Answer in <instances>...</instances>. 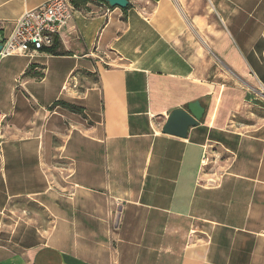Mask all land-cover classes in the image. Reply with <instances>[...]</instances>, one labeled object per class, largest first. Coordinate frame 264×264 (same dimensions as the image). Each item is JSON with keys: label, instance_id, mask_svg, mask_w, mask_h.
Returning <instances> with one entry per match:
<instances>
[{"label": "crops", "instance_id": "obj_1", "mask_svg": "<svg viewBox=\"0 0 264 264\" xmlns=\"http://www.w3.org/2000/svg\"><path fill=\"white\" fill-rule=\"evenodd\" d=\"M52 47L0 58V264H264V0L88 2Z\"/></svg>", "mask_w": 264, "mask_h": 264}, {"label": "built area", "instance_id": "obj_2", "mask_svg": "<svg viewBox=\"0 0 264 264\" xmlns=\"http://www.w3.org/2000/svg\"><path fill=\"white\" fill-rule=\"evenodd\" d=\"M74 7L70 0H49L26 12L15 23L10 35L1 41L0 58L32 56L50 49L54 39L70 21ZM3 117L0 116V120ZM206 162V158H203Z\"/></svg>", "mask_w": 264, "mask_h": 264}, {"label": "water", "instance_id": "obj_3", "mask_svg": "<svg viewBox=\"0 0 264 264\" xmlns=\"http://www.w3.org/2000/svg\"><path fill=\"white\" fill-rule=\"evenodd\" d=\"M111 8L126 9L128 6V0H102ZM2 44L0 42V50ZM204 109L200 106L199 102L190 103L185 110L172 111L166 123L162 128V133L170 136H175L181 139H185L188 130L192 127H196L202 120Z\"/></svg>", "mask_w": 264, "mask_h": 264}, {"label": "trees", "instance_id": "obj_4", "mask_svg": "<svg viewBox=\"0 0 264 264\" xmlns=\"http://www.w3.org/2000/svg\"><path fill=\"white\" fill-rule=\"evenodd\" d=\"M71 4L74 6L75 9H83L85 4L88 2H92V3H103L102 0H70ZM49 52H51L52 54H55L53 51V47L50 49H47ZM66 108H68L69 110H71L72 112H79V109L70 106V105H66Z\"/></svg>", "mask_w": 264, "mask_h": 264}, {"label": "rangeland", "instance_id": "obj_5", "mask_svg": "<svg viewBox=\"0 0 264 264\" xmlns=\"http://www.w3.org/2000/svg\"><path fill=\"white\" fill-rule=\"evenodd\" d=\"M263 96H264V94H263ZM227 161H228V160H227ZM227 161H226V162H227ZM220 162H222V159L220 160V159H218L217 156H214V158H212V159L208 162V166H207V167H209V168H208V169L205 168L204 173H207V174H209V175H213V178H214V179L221 178L222 175H224V173H225L224 170H221V172H220L219 175H218L217 173H215L216 171L211 172L213 166L219 164ZM222 173H223V174H222ZM216 174H217V175H216Z\"/></svg>", "mask_w": 264, "mask_h": 264}]
</instances>
